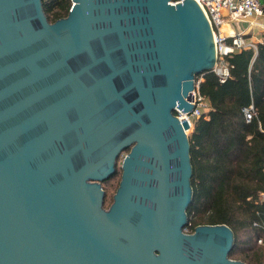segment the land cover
I'll return each mask as SVG.
<instances>
[{"label":"water","instance_id":"obj_1","mask_svg":"<svg viewBox=\"0 0 264 264\" xmlns=\"http://www.w3.org/2000/svg\"><path fill=\"white\" fill-rule=\"evenodd\" d=\"M214 42L195 0H71L53 23L42 0H0V264H246L228 226L184 232L176 114Z\"/></svg>","mask_w":264,"mask_h":264},{"label":"trees","instance_id":"obj_2","mask_svg":"<svg viewBox=\"0 0 264 264\" xmlns=\"http://www.w3.org/2000/svg\"><path fill=\"white\" fill-rule=\"evenodd\" d=\"M258 1L264 10V0ZM42 7L53 23L67 16L71 0H42ZM256 48L225 58L229 75L222 83L212 72L196 76L208 110L188 134L192 199L184 230L228 226L234 236L229 258L240 256L246 264L264 263V32ZM250 106L255 116L246 122L243 110ZM258 239L261 245H251Z\"/></svg>","mask_w":264,"mask_h":264},{"label":"built area","instance_id":"obj_3","mask_svg":"<svg viewBox=\"0 0 264 264\" xmlns=\"http://www.w3.org/2000/svg\"><path fill=\"white\" fill-rule=\"evenodd\" d=\"M195 1L208 21L215 41L216 64L211 72L222 83L229 75V67L225 63V58L241 50L252 49L256 51L257 44L261 42V40L258 42L251 40L246 36L244 29L238 30L236 26L244 21H256L255 19H260L261 21H258L256 24L264 32V10L258 0ZM201 81L202 77H199L198 80L195 79V88L191 92V103L193 105L191 113L186 115L178 112L176 114L180 121L186 120L190 128L193 126V121L208 110L207 101L198 91V85ZM243 114L245 121L249 122L255 116V111L250 106L243 110ZM260 200L264 202V194L260 196ZM254 226H256V223H254ZM257 242L261 244L262 240L258 239Z\"/></svg>","mask_w":264,"mask_h":264},{"label":"rangeland","instance_id":"obj_4","mask_svg":"<svg viewBox=\"0 0 264 264\" xmlns=\"http://www.w3.org/2000/svg\"><path fill=\"white\" fill-rule=\"evenodd\" d=\"M256 21H261L260 19H255ZM247 21H244L240 24H244L246 23ZM239 24V23H237ZM239 26V25H238ZM192 128H190L186 133L189 134L191 132ZM128 151H125L119 158H118V161H117V166H116V174L114 175V177H112V179L110 181H108L105 185H104V191L106 193V198H105V203H104V207L105 208H108L109 205L111 204V201H112V196L113 194L115 193V190L117 189V186H118V183H119V180H120V174H121V170H120V164H121V160L123 158V156L127 153ZM185 233H187L185 230H184ZM243 239V238H242ZM262 244V243H261ZM258 242L255 244L251 241V245H253L254 247H257L259 245ZM241 257L238 256V257H234V258H230L232 260H238L240 259Z\"/></svg>","mask_w":264,"mask_h":264},{"label":"crops","instance_id":"obj_5","mask_svg":"<svg viewBox=\"0 0 264 264\" xmlns=\"http://www.w3.org/2000/svg\"><path fill=\"white\" fill-rule=\"evenodd\" d=\"M256 23H258V21L249 20L244 24H240L239 26H236V28L238 30H240L241 28L244 29L246 32V36L248 38H250L253 41L258 42L259 40H261V35L263 31L258 27V24Z\"/></svg>","mask_w":264,"mask_h":264},{"label":"bare ground","instance_id":"obj_6","mask_svg":"<svg viewBox=\"0 0 264 264\" xmlns=\"http://www.w3.org/2000/svg\"><path fill=\"white\" fill-rule=\"evenodd\" d=\"M226 28V27H225Z\"/></svg>","mask_w":264,"mask_h":264}]
</instances>
